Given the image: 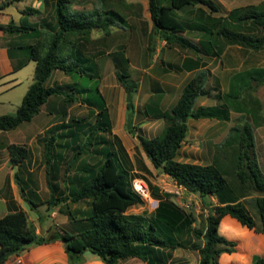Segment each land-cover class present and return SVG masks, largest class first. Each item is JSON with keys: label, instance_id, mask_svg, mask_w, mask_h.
<instances>
[{"label": "trees", "instance_id": "trees-1", "mask_svg": "<svg viewBox=\"0 0 264 264\" xmlns=\"http://www.w3.org/2000/svg\"><path fill=\"white\" fill-rule=\"evenodd\" d=\"M10 0L0 5V11L10 7L15 2ZM46 6L52 5L54 13L49 21L39 26L33 25H0L5 33L31 35L33 44L27 45L28 60L36 63L33 84L26 93L15 114L0 115V131H12L23 123L31 122L41 112L51 98L65 97L67 102H76L64 87L48 85L56 71L65 75L85 79L91 85L89 89L80 90V83H74V91L90 92L83 99L86 105L96 110V122L90 127L84 144L76 146L72 163L93 146H100L97 152L104 158L97 169L82 171L83 179L77 190L72 193L61 192L59 185L48 181L51 196L48 209L57 202L63 204L88 201L90 210L78 219L69 213L71 224H76L73 232L49 229L46 236H40L36 228L29 223L27 214L23 211L10 213L0 219V256L7 253L20 255L32 245H42L53 241H62L70 257L80 256L91 252L99 256L106 264H119L121 261L136 258L148 264H167L172 259L177 248H187L197 251L200 255L199 264H221L223 254L236 252L237 243L230 241L220 234L222 219L229 215L238 220L243 226L255 229L264 234V173L251 153L254 143V127L245 123L234 127V141L238 148H233L230 165L224 168L217 164L200 165L178 161L179 151L188 135L187 119H231L229 107L221 104L212 107L196 109L198 100L206 95V85L209 72L199 70L185 85L183 92L170 113L157 111L155 116L164 119L168 125L164 132L151 139L138 136L144 153L154 168L170 176L178 186L190 194L199 195L203 206L208 210L203 230H193L194 219L191 214L173 201V195L161 191L158 187L150 188L151 198L158 200V207L150 217L144 215H129L130 207L143 204V197L133 188L134 178L121 162L120 154L126 160L129 156L120 144L119 139L109 141L103 139L92 142L94 136L111 133L112 123L106 100L99 89V66L97 59L88 55L86 43L92 41V32L100 30L109 36L114 27L124 28L129 16H138L142 6L128 4L119 0H92L97 2L93 11H79L71 8L73 2L88 0H38ZM205 6L211 11L218 12V7L212 0H149V12L153 23L152 42L149 51H156V41H165L168 46L176 45L195 54L202 49L210 55H218L223 47L218 43L223 40L228 45L260 51L264 49V9L259 7L240 8L233 10L225 18L199 19L187 24L176 16V12L188 7ZM27 14H40L39 10L27 9ZM256 30V32H254ZM189 31H199L202 39L199 43L192 42L184 35ZM219 50L216 51V50ZM123 58V57H122ZM126 61V60H125ZM196 61L195 66H199ZM191 67V66H189ZM120 84L128 94L135 93L137 84L129 75L117 73ZM258 86H264V68H252L239 73L235 77L233 87L228 95V101L241 105L239 100L244 91H253ZM130 113L134 112L133 102L128 103ZM149 116L150 113L148 112ZM260 126V122L254 119ZM87 123L75 121L68 125L69 136L74 137L73 143L79 138ZM65 126L55 125L48 130V138H42L44 158L49 174L56 159L57 142L64 134ZM231 141H229L230 143ZM117 145L119 149H117ZM66 143L65 147H69ZM10 163L13 167L21 166L30 156L26 146L8 144L6 147ZM69 171V169H67ZM228 177H233L229 182ZM20 186L22 197L36 211L39 205L26 197L24 187ZM251 191L258 196L252 199L261 219L258 229L254 217L246 206L238 200L247 198ZM234 194L238 195L237 197ZM61 195V197H57ZM233 197H230V196ZM210 197H216L219 204L213 206ZM193 234L201 241L198 245H189L185 236ZM8 259L0 262L4 264ZM252 264H264V257L254 255Z\"/></svg>", "mask_w": 264, "mask_h": 264}, {"label": "rangeland", "instance_id": "rangeland-1", "mask_svg": "<svg viewBox=\"0 0 264 264\" xmlns=\"http://www.w3.org/2000/svg\"><path fill=\"white\" fill-rule=\"evenodd\" d=\"M113 1L118 2L119 0ZM121 1L128 4L141 5L142 10L139 12L138 16H129L124 28L114 27L109 36H105L100 30H94L92 32V37L98 39L97 42L86 43L88 55L97 59L99 66V89L102 90L103 96L105 100H107L106 103L107 106H109L108 110L111 123L113 122L114 127H119V104L121 101L124 102L125 95L126 100H128L129 95L120 84L117 73L129 75L130 79L134 80L137 84L136 91L132 94L134 109L137 103V97H139L140 102H142L143 95H146L150 91L161 89V92H164L166 96L165 99H163L165 103V112L170 113L175 106L180 89L187 84L193 75L187 76L185 73H179L176 66L167 65V61L176 62L182 58H186V61H191L190 58L198 56L200 64L196 66L195 69H206L209 72V78L206 85V95L198 100L196 109L226 104L229 107L231 119L229 121L218 119H187L188 135L185 140L186 142L184 141L185 143H183L179 151L178 159L182 162L200 165L217 164L224 168L228 167L232 160L233 148H238L239 146L238 142L231 145L235 136L232 129L249 123L254 127L256 133L254 139L255 145L251 153L257 159L264 173V86H258L253 91H244L239 100L241 105H234L228 101V95L233 87L235 77L239 73L246 72L252 68H264V49L254 51L237 45H228L225 41L221 40L218 43L223 47V51L216 56L208 54L205 49H202L200 54H195L192 51L176 45L168 46L165 41L158 39L156 41V51L152 55L149 51L153 35V23L149 12V0ZM212 1L218 7V12L211 11L205 6H197L178 11L176 12V16L189 24L197 22L199 19L225 18L233 10L240 8L259 7L260 9H264V0ZM96 5L97 2L88 0L85 2H73L71 8L73 10L90 12L95 9ZM15 9L12 10L11 14L17 19L19 15L18 11ZM53 13L54 7L48 5L46 6L44 15L31 17V21L36 24V26H39L42 17L46 16L47 19H50ZM254 32H256V30H254ZM184 36L194 43H199V40L202 39L199 31H189ZM216 51L219 52L218 49ZM166 52V55H168L167 57H165ZM27 53L28 50H25L24 54ZM164 57L166 58V62L162 61ZM32 65H34V63H32ZM29 69L30 68L25 70V76L28 75ZM76 82L81 84L79 86L80 90L89 89L91 86L89 82L78 76H76V78H71L61 71L53 73L48 85L64 87L73 98L77 99V101L70 103L67 102L65 97H54V100L51 102V105L55 106L54 116L42 115L43 117L45 116L44 119L47 121L43 123L39 129L37 128L38 131L31 135L30 140L23 141L27 144L26 146L30 147V156L26 161L31 165V169L33 170L32 176L30 177L32 185L28 186L26 183V171L23 168L24 166L19 168L16 177L19 178L21 185L25 189L31 187L30 192H28L29 198L35 200L40 209L45 213H48L47 203L51 196L48 183L49 180L54 184H58L62 193L66 192L72 194L77 190L75 185V173L77 171L82 173V171L85 170L97 169L104 161V158L97 152V148H100V146L96 145L82 154L76 163H72L74 154L79 150L76 144L81 146L84 144L90 134V127L96 122V111H92L83 99L88 94L91 95V93L74 91L72 88H74V83ZM23 90L24 87L18 88L9 94L12 103H21ZM9 107L11 106L8 105V108ZM0 112L9 111H3L2 109ZM135 112L137 114V125L134 122ZM43 117L41 119H43ZM35 119L38 120L35 121ZM254 119L259 120L261 125H256ZM79 120L87 123V126L82 131H79L80 138L76 143H73L74 137L69 136L70 129L67 127L68 125L74 126L75 121ZM142 120L143 116L140 110L137 109L136 111L135 109L133 112V129L136 131V135H133L132 132L126 128L127 117L125 118L123 128L128 135L127 145L131 150L130 155L132 159L130 160L129 158V160H126L122 154H120V158L124 167L130 172L131 177L134 178V181L139 180L144 182L148 191V197L142 196L144 200L143 205L136 206L132 210V213L143 214L146 217H150L157 204V201L150 197V188L156 186L164 192L165 187L178 190V185L172 178L166 177L165 174L154 168L150 162L149 166L146 164V159L148 158H146L139 142H137L138 136L149 138L154 137V135H161L168 123L162 119L165 121L163 127L159 125L157 128V125H148L145 130V128H142L143 124L140 123ZM38 121L39 117L36 116L34 122L30 124L25 123L20 126V128L12 131H0V146L4 149L8 144H11V142L17 141L20 138L18 135L19 131L31 130L29 127L31 128L33 125L35 127V123L37 127ZM61 123L65 126L63 133L68 134L69 137H60L58 139V147L55 152L56 159L53 163V167L49 169L50 172L48 174L44 158V148L40 141L42 138H48L50 132H48L47 129L51 125H61ZM149 126L152 129L150 131L147 130ZM103 139L109 141L113 140L109 133H102L101 135L97 133L92 142L97 143ZM229 141L231 142L229 143ZM66 143H70V146L65 147ZM117 149H119L118 145ZM67 169H69V171H67ZM228 180L232 182L233 177H228ZM247 195L248 197L244 204L254 217L257 228L259 229L261 227V219L252 204V199L256 198L258 195L251 191H248ZM189 196V192L185 190L182 195L173 194V201L184 208L186 213L192 215L194 219V223L192 224L193 230H203L207 217L206 208L203 206V202L199 195ZM57 197L60 198L61 195ZM57 203L58 204L55 206L60 207L62 213L67 215L73 213L78 219L83 213L90 210L88 201L79 203L69 202L67 204L61 202ZM186 203H190L188 208L185 207ZM48 219L50 218L48 217ZM41 226H44L43 223ZM74 228H76V224H71L69 230L72 232ZM254 231L255 233H260L255 229ZM232 232H237L242 241L247 238V232L236 225L228 227V234L231 235ZM184 239L189 241V245H198L201 243L193 234L185 236ZM174 252L175 260L173 264H199L200 255L197 251L187 248H177Z\"/></svg>", "mask_w": 264, "mask_h": 264}, {"label": "crops", "instance_id": "crops-1", "mask_svg": "<svg viewBox=\"0 0 264 264\" xmlns=\"http://www.w3.org/2000/svg\"><path fill=\"white\" fill-rule=\"evenodd\" d=\"M6 1L7 0H0V5H2ZM14 9L18 11L19 17L17 19L14 18L11 14L12 10ZM27 9L39 10L41 13L30 15V14H27L26 12ZM45 10H46V5L38 0H34V1L23 0L21 2H15L10 7L0 11V25H8L9 23L13 22L16 25L23 24V25L36 26V24H34L31 21V17H35L36 15H40V16L44 15ZM49 20L50 19H47L46 16L42 17L40 24L42 22L49 21ZM97 40L98 39H94L92 37L91 42H97ZM30 44H33L31 35H25V34L10 35V34L5 33L3 30H0V110L3 109V111H9V112H0V115H7L8 113L15 114L18 107L21 105L26 93L28 92L29 88L33 84L36 63L34 61L28 60V53L24 54L25 50H27L26 46ZM166 54L167 52L165 53V57L168 56ZM165 57L162 60L163 62H166ZM190 59L191 61H186V58H182L180 60H177L176 62L167 61V65L176 66V68L178 69L177 71L179 73H182V74L185 73L187 76L193 75L194 77L199 70L204 69V68H198V69L193 68L195 66L196 61L199 60L198 56L192 57ZM32 63H34V65H32ZM28 68H30L28 71V75L25 76L24 75L25 70H27ZM22 87H24V90L22 93L21 103L20 104L12 103L10 100L11 96L9 97V94L12 91L18 88H22ZM184 87L185 86H183L180 89V93L178 94L176 103L178 99L180 98ZM123 89L125 90L124 87ZM161 91H162L161 89H157L156 91L153 90L147 93L146 95H143L144 97H143L142 102H140L139 97L136 98L137 103L135 105V109L136 111L137 109H139L141 115L143 116V120L140 123L143 124L142 128L143 129L145 128V130L148 127V125L150 126L157 125V128L159 127V125L163 127V124L165 121L155 116V114L159 110L162 112L166 111L164 109L165 103L163 100L165 99L166 96H165V93ZM100 92L103 95V92L101 89H100ZM178 92H179V89H178ZM52 100H54V98H51L49 102L42 107L41 112L38 115L39 121H38L37 127L35 123V127L34 125L33 127L31 126V128L29 127V129L31 130H24L21 132L19 131L18 135L20 136V138L15 142H11V144L14 143V144L23 145V146L27 145L23 141L30 140L31 135L35 134L36 131H38L37 128L39 129L42 126V124L47 121L44 119V117L51 116V115L54 116L55 106L51 105ZM8 105H10L11 107L8 108ZM91 109L92 111H96L95 108H91ZM148 112L150 113V116ZM129 113L130 112L128 109V102L126 100V95H125L124 102L121 101L119 104V113H118L119 127L115 128L112 122V130H111V133L109 134L110 136H112L114 140L119 139L120 144L124 147V149L126 150L131 160L132 159L130 155L131 150L127 145L128 135L125 129L123 128V125H124L123 122L125 118L128 117ZM44 114L45 116L43 117L42 115ZM42 117L43 119H41ZM136 119H137V114L135 112L134 114L135 124H136ZM36 120L38 119H35V121ZM32 122H34V119L31 122H26V123L30 124ZM55 125L56 124H53L49 128H52ZM150 126H149V129H147L148 131L152 130ZM18 128H20V126ZM49 128L47 130H49ZM126 128H127V123H126ZM156 136L154 135V137ZM254 136H256L255 130H254ZM154 137H149L146 139H151ZM137 142H139V140ZM40 143L42 144V147H43V143L41 141ZM26 147L30 151V147L29 146H26ZM178 161H181V160L178 159ZM149 162L150 160L146 159V164L148 166L151 163ZM21 166H24L23 168L26 171L25 172L26 183L28 186H31L32 183H31L30 177L32 176V172H33V170L31 169L32 167L29 163H27V161L23 163ZM21 166L13 167L10 163V157H9L7 149L6 148L3 149L0 146V219L10 213L23 210L27 214L29 223L32 224L36 228V232L40 236H46L48 234L49 229H56V228L59 231L63 229L68 232H71V230H69L70 225H71L69 216L67 214L62 213L60 211V207L55 206L51 209H48V213H45L43 210L40 209V207H38L37 210L34 211L32 210L31 205L22 197L20 186L16 178V174L18 173V170ZM165 176L171 178L168 175H165ZM75 177H76L75 185L76 187H78L79 182L83 179V174L77 171L75 173ZM30 190H31V187L25 189L26 197L28 199H30L28 196V192H30ZM190 196H195V195L190 194ZM234 196L237 197L238 195L234 194ZM230 197H233V196L231 195ZM246 199L247 198L240 199L238 200V202H241L244 204ZM30 200L35 202V200L33 199H30ZM210 200L212 201L213 206H216L219 204V201L216 197H210ZM156 201H157V204H156V208H157L159 202L158 200ZM138 205L141 206L143 204H138ZM138 205L130 207L127 211V214L143 215V214H133L132 213V210ZM206 211L208 215V210L206 209ZM48 217L50 219H48ZM42 223L44 226H41ZM232 225H236L240 229L245 230L247 232L246 234L247 238L244 241L240 239L237 232H232L231 235L228 234V227ZM219 231H220V234L224 236L225 238H227L228 240L238 243L235 253L223 254L220 257L219 260L221 264H252V258L254 255H260L264 257V234L263 233H255L254 229H249L248 227L243 226L238 220H236L235 218H232L229 215L225 216L222 219ZM17 260H20L22 264H106L104 261H102V259L99 256L91 252H86L80 256L70 257V255L68 254L66 250L65 243L60 240L42 244V245H32L20 255L18 256L13 255L12 257H10L4 264H12L13 262ZM174 260H175V252L173 254L172 259H170L167 264H173ZM119 264H148V263L140 259L132 258V259L121 261Z\"/></svg>", "mask_w": 264, "mask_h": 264}, {"label": "water", "instance_id": "water-1", "mask_svg": "<svg viewBox=\"0 0 264 264\" xmlns=\"http://www.w3.org/2000/svg\"><path fill=\"white\" fill-rule=\"evenodd\" d=\"M132 101H133V96L132 94H129L127 102L131 103ZM186 121H187V116L183 118V122L186 123ZM133 128H134L133 113H129L127 117V129L131 131L133 135H136V131ZM163 170H164L163 168H160V171H163ZM12 256H13V253H7L5 255H2L0 256V262L4 261L5 259H9Z\"/></svg>", "mask_w": 264, "mask_h": 264}, {"label": "built area", "instance_id": "built-area-1", "mask_svg": "<svg viewBox=\"0 0 264 264\" xmlns=\"http://www.w3.org/2000/svg\"><path fill=\"white\" fill-rule=\"evenodd\" d=\"M142 184H143V186L144 187H146L145 186V184L142 182V181H140ZM178 187V190H172V189H170L169 187H165L164 188V192H166V193H169V194H176V195H182V193L185 191V189L183 188V187H181V186H177ZM133 188H134V190L138 193V194H140L141 196H143L139 191H138V189H137V186H136V182L135 181H133ZM146 189H147V187H146ZM190 206V203H186L185 204V207L186 208H188ZM12 264H22L21 263V261L20 260H17V261H15V262H13Z\"/></svg>", "mask_w": 264, "mask_h": 264}, {"label": "bare ground", "instance_id": "bare-ground-1", "mask_svg": "<svg viewBox=\"0 0 264 264\" xmlns=\"http://www.w3.org/2000/svg\"><path fill=\"white\" fill-rule=\"evenodd\" d=\"M138 191L145 197H148V191L146 187L139 180H135Z\"/></svg>", "mask_w": 264, "mask_h": 264}]
</instances>
